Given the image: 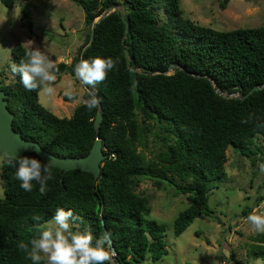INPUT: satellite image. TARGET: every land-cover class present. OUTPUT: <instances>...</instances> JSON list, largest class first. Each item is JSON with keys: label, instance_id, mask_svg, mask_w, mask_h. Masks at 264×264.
Wrapping results in <instances>:
<instances>
[{"label": "trees", "instance_id": "16d2710c", "mask_svg": "<svg viewBox=\"0 0 264 264\" xmlns=\"http://www.w3.org/2000/svg\"><path fill=\"white\" fill-rule=\"evenodd\" d=\"M2 1L6 6L18 1L23 11L24 0ZM72 1L82 8L88 30L70 62H56L59 71L75 76L79 61L97 56L119 61L103 83L84 84L81 94L83 99L95 95L101 100L97 132L104 156L95 177L78 168L61 173L51 165L53 178L43 196L36 182L32 192L24 191L14 167L0 168V264H32L18 244L38 236V225L58 208L71 209L81 218L77 227L90 228L94 236L111 232L116 264H142L146 252L155 261L165 252L163 225L147 216V199L135 191L139 178L185 195L188 204L173 219L172 232L177 235L195 216L213 213L208 192L226 177L228 146L252 163V155L259 152L256 163H264V149L253 146L255 134L264 136V24L215 29L181 18L178 0ZM113 5L123 7L125 35L119 10L113 9L95 21L92 38L82 49L91 22ZM26 51L19 41L10 47L9 70L25 58ZM4 79L1 75L0 87L13 112V129L59 155L88 151L95 137L92 120L97 109L89 112L76 103L69 116H57L38 101L37 91L25 89L19 75L11 72V80ZM255 84L258 87L245 94ZM215 88L237 96H221ZM61 98L69 101L63 93ZM137 115L165 132L156 134L162 148L149 157L137 149L141 136ZM17 156L44 162L32 151ZM250 209L245 206L242 213L246 216ZM37 215L41 220L34 222ZM252 240L247 254L264 259V234L256 233ZM232 259L231 264H241Z\"/></svg>", "mask_w": 264, "mask_h": 264}, {"label": "rangeland", "instance_id": "374dc122", "mask_svg": "<svg viewBox=\"0 0 264 264\" xmlns=\"http://www.w3.org/2000/svg\"><path fill=\"white\" fill-rule=\"evenodd\" d=\"M178 1L181 18L215 29L264 24V0ZM19 6L18 1L6 6L0 0V76L5 75L6 80H11L10 47L17 41L27 49L26 42L32 40L53 61L68 64L71 57L81 49L88 30L80 5L72 0H24L21 4L23 11H19ZM27 23H31V31L27 28ZM70 83L81 97L85 89L82 83L76 76L62 70L58 72L54 85L56 95L49 98L37 91L38 101L57 116H69L76 103L63 100L61 94ZM215 89L216 93L224 97L237 94ZM136 118L141 125L137 149L145 157H149L162 148V142L156 134L162 135L165 132L151 119H140L139 115ZM253 146L264 149V136L255 134ZM225 154L226 177L208 192L207 203L213 213L195 216L177 235L172 232V224L178 211L188 204L185 195L174 194L169 185L157 188L151 180L139 178L135 191L146 197L149 206L147 216L163 225L166 242L165 252L159 259L151 261L146 252L142 264H208L215 255L226 224L228 229L224 232L222 248L211 264H231L232 258L240 260L241 264H264L263 258L247 254L249 243L253 242L252 237L257 233L247 217L260 205L258 195H262L261 199H264V174L260 173L259 164L256 163L260 154L257 152L252 155L254 163L248 156L230 146L226 148ZM2 191L3 182L0 178V197ZM245 206L251 208L246 216L242 213ZM51 220L52 218L41 225Z\"/></svg>", "mask_w": 264, "mask_h": 264}, {"label": "clouds", "instance_id": "9594fccd", "mask_svg": "<svg viewBox=\"0 0 264 264\" xmlns=\"http://www.w3.org/2000/svg\"><path fill=\"white\" fill-rule=\"evenodd\" d=\"M25 58L19 64L13 63L10 70L19 75L20 81L28 91H38L51 98L56 95L54 85L57 81L59 68L57 63L35 46L29 40ZM118 60L111 57H94L82 59L74 68L76 78L85 85L95 87L103 83L109 72L118 64ZM63 95L69 101L82 104L89 112L98 109L101 100L98 96L89 99L79 97L74 86L70 83L65 86ZM247 123V121H243ZM5 165L14 167L15 177L20 181V187L26 192H32L34 183L39 185L41 196L47 193V182L53 178L52 166L36 157L12 156L0 153V168ZM260 173L264 174V163L258 165ZM34 222L41 220L40 216L33 217ZM253 229L264 234V203L260 204L247 217ZM81 218L71 209L58 208L47 224L38 225L39 235L28 243L21 242V250L32 264H116V252L112 247V233L106 232L99 237L94 236L88 227L79 229Z\"/></svg>", "mask_w": 264, "mask_h": 264}, {"label": "water", "instance_id": "95a60500", "mask_svg": "<svg viewBox=\"0 0 264 264\" xmlns=\"http://www.w3.org/2000/svg\"><path fill=\"white\" fill-rule=\"evenodd\" d=\"M113 9L119 10V16L124 23L123 36L125 35L127 22L123 14V7L121 5L108 6L91 22L88 41L82 47V49L90 42L92 38L93 26H94L95 21L100 16L107 14L109 11ZM122 53H123V56L125 57V63L129 67V56H128L127 48L125 46L122 47ZM1 83L2 81L0 80V85ZM82 85L84 86L83 83ZM257 87L258 85L256 84L253 85L251 88L248 89V91L245 94L250 92L252 89H256ZM219 92L221 93V91ZM232 96H237V94H232ZM6 102L7 100L5 98V92L0 87V153H3L4 155L17 156L24 152L32 151L35 154H37L38 157L41 158L45 163H50L52 166H56L60 168L61 173H63L64 171L68 169L78 168L84 171L91 172L94 177L98 175L99 168H100V161L104 156V153L101 147V140L98 137V132H97L98 124L101 119L100 104L92 120V124L95 129V137L88 151L85 154L78 156V155L56 154V153H53L43 148L38 143L37 140L30 139V138H24L18 130H15L12 128L11 119L13 116V112L8 109V107L6 106ZM262 192H263V187L261 186L260 193ZM227 229H228V225L226 224L220 236V240H219L215 255L208 262V264H211L215 260L217 255L219 254L222 248V244H223L224 232Z\"/></svg>", "mask_w": 264, "mask_h": 264}, {"label": "built area", "instance_id": "2783aa9c", "mask_svg": "<svg viewBox=\"0 0 264 264\" xmlns=\"http://www.w3.org/2000/svg\"><path fill=\"white\" fill-rule=\"evenodd\" d=\"M261 200V201H260ZM260 202V204H262V203H264V199L262 198H260L259 200H258V203Z\"/></svg>", "mask_w": 264, "mask_h": 264}, {"label": "crops", "instance_id": "0c3cea01", "mask_svg": "<svg viewBox=\"0 0 264 264\" xmlns=\"http://www.w3.org/2000/svg\"><path fill=\"white\" fill-rule=\"evenodd\" d=\"M33 4V3H32ZM5 81H8V80H6V79H4ZM10 80V79H9ZM2 81V80H1Z\"/></svg>", "mask_w": 264, "mask_h": 264}]
</instances>
